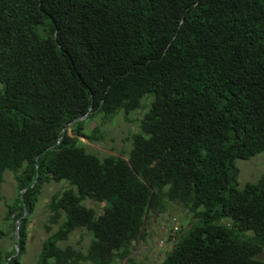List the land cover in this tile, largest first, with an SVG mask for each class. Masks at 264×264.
Here are the masks:
<instances>
[{
	"label": "trees",
	"instance_id": "16d2710c",
	"mask_svg": "<svg viewBox=\"0 0 264 264\" xmlns=\"http://www.w3.org/2000/svg\"><path fill=\"white\" fill-rule=\"evenodd\" d=\"M145 109L127 159L87 151L88 121ZM263 152L264 0H0V236L19 232L0 264H21L50 182L68 187L34 264H136L168 203L191 223L160 264H264V174L239 187L235 166ZM77 229L84 250L58 246Z\"/></svg>",
	"mask_w": 264,
	"mask_h": 264
},
{
	"label": "rangeland",
	"instance_id": "374dc122",
	"mask_svg": "<svg viewBox=\"0 0 264 264\" xmlns=\"http://www.w3.org/2000/svg\"><path fill=\"white\" fill-rule=\"evenodd\" d=\"M146 97L143 98L142 103ZM149 101V99L146 100V105L149 104ZM145 112L146 109L129 114H123L124 112L120 111L112 120L107 119L104 121L102 115H99L94 118L95 120L88 121L84 126L85 132L89 134L98 126L102 131L103 140L99 143H88L84 139V143L87 144V151L99 158L106 155H114L127 159V154L131 147V135L138 132V124ZM235 166L239 172V187L246 182H254L264 174V152L246 161L237 160ZM67 187L68 185L65 182H50L43 185L42 195L27 225L26 254L23 256L21 264H34L43 241L56 230V227L52 226L49 232L46 231L45 226L49 215L47 204L53 194L59 193ZM0 196L2 197L0 201L1 229L6 205L11 203L16 196V182L12 173H5L4 182L0 189ZM82 205L84 207H97L89 200L83 201ZM190 223L191 216L186 209L176 203H168L165 212L155 214L150 218L149 225L144 228V232L146 233L145 238L134 244L131 256L135 260V263L160 264L171 251L176 233L187 230ZM14 237H17L16 233H8L6 237L0 236L2 238L0 239V248L4 251H10ZM89 240L90 235L82 229H77L69 235L66 242L59 243L58 246L71 245L77 249L84 250ZM258 258L264 260V248Z\"/></svg>",
	"mask_w": 264,
	"mask_h": 264
},
{
	"label": "water",
	"instance_id": "95a60500",
	"mask_svg": "<svg viewBox=\"0 0 264 264\" xmlns=\"http://www.w3.org/2000/svg\"><path fill=\"white\" fill-rule=\"evenodd\" d=\"M85 117H83V118H80V119H78L79 121H82L83 119H84ZM77 120V121H78ZM36 181V178H35V180H34V182ZM26 214V210H24V215ZM20 222H21V220H19L17 223H18V225L20 224ZM16 234H17V236H18V234H19V232H18V228H17V232H16Z\"/></svg>",
	"mask_w": 264,
	"mask_h": 264
},
{
	"label": "clouds",
	"instance_id": "9594fccd",
	"mask_svg": "<svg viewBox=\"0 0 264 264\" xmlns=\"http://www.w3.org/2000/svg\"><path fill=\"white\" fill-rule=\"evenodd\" d=\"M82 141L84 140V139H81ZM84 142V141H83Z\"/></svg>",
	"mask_w": 264,
	"mask_h": 264
}]
</instances>
